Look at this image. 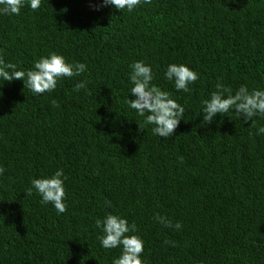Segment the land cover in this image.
I'll return each instance as SVG.
<instances>
[{"label":"trees","instance_id":"trees-1","mask_svg":"<svg viewBox=\"0 0 264 264\" xmlns=\"http://www.w3.org/2000/svg\"><path fill=\"white\" fill-rule=\"evenodd\" d=\"M101 2L34 11L25 0L19 15L0 14L5 63L27 71L56 52L87 66L43 94L0 80V264H112L121 248L104 249L96 227L109 213L135 223L144 264H264V116L253 126L233 109L205 123L202 112L217 83L264 91V0H141L131 12ZM136 61L185 109L170 138L140 131L127 103ZM173 63L198 73L188 92L166 79ZM58 169L61 214L27 194Z\"/></svg>","mask_w":264,"mask_h":264},{"label":"clouds","instance_id":"clouds-1","mask_svg":"<svg viewBox=\"0 0 264 264\" xmlns=\"http://www.w3.org/2000/svg\"><path fill=\"white\" fill-rule=\"evenodd\" d=\"M152 0H143L144 4H151ZM32 10L40 7L41 0H28ZM141 4V0H102L100 6H112L121 11L127 9L129 12ZM25 0H0V14L19 15ZM97 10H99L97 8ZM18 66L14 63H5L0 57V80L12 82L22 80L24 87H27L34 94H43L56 89L57 83L61 78H72L80 76L87 70L84 63H68L63 55L56 52L50 53L46 57H41L34 62L32 69L24 71L17 70ZM130 82L133 85L130 93L135 97L127 101L130 108L134 109L139 116L144 117L139 130L144 131L146 125H154L152 132L162 138H170L184 117L185 109L176 100L170 97L167 91L152 85L153 74L150 65L144 61H136L130 65ZM165 77L169 81H174L177 91L188 92L189 85L199 78L198 73L183 64H170L165 72ZM87 81L76 83L73 91L79 92L86 89ZM217 90L210 94L209 99L202 101L203 121L211 123L216 115L227 114L235 110V114L244 121L251 120L255 126L253 117L257 114L264 116V91L253 89L249 91L247 86L241 85L233 94L232 89L225 87L222 83H217ZM2 95V93H0ZM55 107H59L55 100L52 101ZM233 112V111H232ZM258 134H264V127L258 129ZM5 169L0 167V175ZM63 169H58L51 177L33 178L32 188L28 190V195L32 194L33 189L41 196V202L51 203L58 214L67 211L65 200ZM110 206V202H107ZM157 221L167 227L180 229L182 225L177 222L172 224L171 220L156 216ZM96 227L101 229L98 240L104 249L121 248V254L114 258L112 264H144L141 254L144 251L143 240L135 233L137 227L135 223L131 225L126 218L118 215L107 214L103 220H96ZM167 243V241H166Z\"/></svg>","mask_w":264,"mask_h":264}]
</instances>
